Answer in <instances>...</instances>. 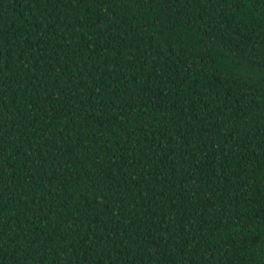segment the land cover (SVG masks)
Wrapping results in <instances>:
<instances>
[{"label":"trees","instance_id":"obj_1","mask_svg":"<svg viewBox=\"0 0 264 264\" xmlns=\"http://www.w3.org/2000/svg\"><path fill=\"white\" fill-rule=\"evenodd\" d=\"M0 264H264V0H0Z\"/></svg>","mask_w":264,"mask_h":264}]
</instances>
